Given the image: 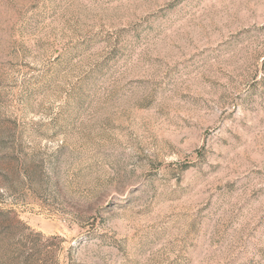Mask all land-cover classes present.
Segmentation results:
<instances>
[{"label": "rangeland", "instance_id": "rangeland-1", "mask_svg": "<svg viewBox=\"0 0 264 264\" xmlns=\"http://www.w3.org/2000/svg\"><path fill=\"white\" fill-rule=\"evenodd\" d=\"M0 264H264V0H0Z\"/></svg>", "mask_w": 264, "mask_h": 264}]
</instances>
